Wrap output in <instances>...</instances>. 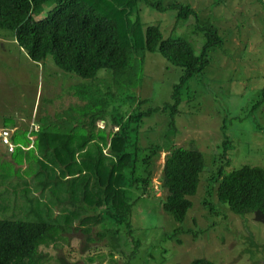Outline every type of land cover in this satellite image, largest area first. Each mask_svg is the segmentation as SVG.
<instances>
[{
	"label": "trees",
	"instance_id": "16d2710c",
	"mask_svg": "<svg viewBox=\"0 0 264 264\" xmlns=\"http://www.w3.org/2000/svg\"><path fill=\"white\" fill-rule=\"evenodd\" d=\"M141 2L158 12L174 10L175 26L192 17V32L203 36L200 52L182 36H164L157 24L143 29ZM0 39L12 40L34 63L51 57L71 88L66 98L72 103L58 106L52 115L38 104V128L30 132L12 118L2 120L3 128L13 130L15 148L5 160L12 176L0 175V185L12 188L5 195L7 188L0 190V264H78L70 251L57 249L49 257L40 249L53 241V231L76 238L77 251L92 262L99 252L96 240H104L108 231L106 221L131 226L133 207L149 195L162 152L167 153L160 168V203L176 222H184L193 206L190 197L202 180L208 182L207 196L215 193L217 204L235 214L264 215V168L245 164L223 174L230 163L227 139L221 143L222 153L213 152L215 168H206L195 141L187 148L173 142L166 146L149 139L147 132L154 127L144 126L145 118L160 112L166 127L175 131L183 88L203 73L208 52L223 44L217 28L201 23L191 5H164L161 0H0ZM145 52H156L180 68L171 100L144 108L148 99L131 95L125 108L112 105L115 92L106 85L107 76L120 81L125 77L129 86ZM100 72L101 82L95 85ZM260 96L264 99V86ZM99 121L105 129L96 128ZM203 202L206 205L205 197ZM115 253L127 260L118 248L110 251V260ZM189 264L217 263L197 258Z\"/></svg>",
	"mask_w": 264,
	"mask_h": 264
},
{
	"label": "rangeland",
	"instance_id": "374dc122",
	"mask_svg": "<svg viewBox=\"0 0 264 264\" xmlns=\"http://www.w3.org/2000/svg\"><path fill=\"white\" fill-rule=\"evenodd\" d=\"M161 1L164 5L173 2L191 5L201 23L208 21L217 28L223 44L208 52L209 64L203 73L190 79L183 88L174 132L166 127L167 120L160 112L145 118L144 126L154 127L146 129L149 139L186 148L195 141L206 168H215L213 152L222 153L221 143L227 139L230 163L224 167L223 174L245 164L264 168V99L260 96L264 86L263 5L257 0ZM138 6L143 29L157 24L164 36H182L191 42L195 53L200 52L203 36L192 32V17L175 26L174 10L158 12L142 2ZM0 43V129L3 118L16 120L21 130L35 129L31 124H37L34 123L37 107L40 105L44 110L46 106L47 113L52 115L58 106L71 102L66 98L71 88L60 78L51 57L37 64L20 52L12 40L0 39ZM101 74L93 80L95 85L100 84ZM180 74V68L169 64L160 54L145 52L129 86L125 77L114 80L110 74L105 83L115 92L111 102L114 106L122 105L123 109L130 102L126 97L136 95L148 99L144 108L156 107L171 100ZM98 124L105 125L101 121ZM9 153L0 144V175L11 177L13 172L5 162L13 156ZM166 153L162 152L156 162L149 195L133 207L131 226L106 221L104 226L108 231L104 240H96L99 252L92 262L85 259L86 254L77 251L76 238L68 239L55 231L53 241L42 244L40 249L49 257L57 249L70 251L78 264H189L197 258L217 264H264V222L255 220L252 213L235 214L225 204H217L215 193L206 194V180L201 181L197 193L190 197L193 206L183 223L162 210L160 199L164 192L159 178ZM5 188L4 195L11 192L10 186L0 185V190ZM116 248L127 255V260L116 253L114 260H110V251Z\"/></svg>",
	"mask_w": 264,
	"mask_h": 264
},
{
	"label": "built area",
	"instance_id": "2783aa9c",
	"mask_svg": "<svg viewBox=\"0 0 264 264\" xmlns=\"http://www.w3.org/2000/svg\"><path fill=\"white\" fill-rule=\"evenodd\" d=\"M10 135V130L0 129V143L6 148L7 152H12L15 148V145L10 140Z\"/></svg>",
	"mask_w": 264,
	"mask_h": 264
},
{
	"label": "crops",
	"instance_id": "0c3cea01",
	"mask_svg": "<svg viewBox=\"0 0 264 264\" xmlns=\"http://www.w3.org/2000/svg\"><path fill=\"white\" fill-rule=\"evenodd\" d=\"M100 122V121H99ZM31 126H34L35 127V129H32V130H36L37 128H38V126L36 125V124H31ZM3 128V127H2ZM96 128L98 129V130H102V129H105V125L104 126H102V127H100V125L98 124V122H97V124H96ZM14 129V128H13ZM28 130H29V132L31 131V127L30 128H28ZM30 138H31V136H29ZM34 137V136H33ZM1 144V143H0ZM177 146V145H176ZM184 147V146H183Z\"/></svg>",
	"mask_w": 264,
	"mask_h": 264
},
{
	"label": "water",
	"instance_id": "95a60500",
	"mask_svg": "<svg viewBox=\"0 0 264 264\" xmlns=\"http://www.w3.org/2000/svg\"><path fill=\"white\" fill-rule=\"evenodd\" d=\"M255 220L264 222V215L261 214L259 211L254 212Z\"/></svg>",
	"mask_w": 264,
	"mask_h": 264
}]
</instances>
